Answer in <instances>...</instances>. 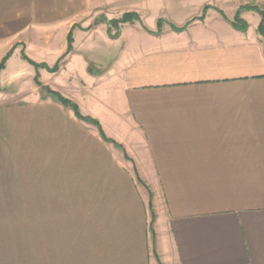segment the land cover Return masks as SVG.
Wrapping results in <instances>:
<instances>
[{"label": "crops", "instance_id": "obj_1", "mask_svg": "<svg viewBox=\"0 0 264 264\" xmlns=\"http://www.w3.org/2000/svg\"><path fill=\"white\" fill-rule=\"evenodd\" d=\"M243 6L264 0H0V83L28 84L0 90V264H264V36ZM77 75L106 90L74 98Z\"/></svg>", "mask_w": 264, "mask_h": 264}, {"label": "trees", "instance_id": "obj_2", "mask_svg": "<svg viewBox=\"0 0 264 264\" xmlns=\"http://www.w3.org/2000/svg\"><path fill=\"white\" fill-rule=\"evenodd\" d=\"M241 8L252 9V10H255L256 12L259 13V15H260V17H261V20H260V22H259V24H258V28H257V29H258V32H259L262 36H264V8H262V7H258V6H243V7H241ZM241 8H240V9H241ZM135 18H138L136 13H134V12H127V13H124V14H123L120 18H118V19L110 20L109 23L112 22V23H115V24L118 25V24H120V23H124V22H128V21H132V20L135 19ZM235 22L241 23L240 25H236L237 27H240V28H243V29H244V28H246V26H247V24H246L244 21H242V19L239 17V11H238L237 15L235 16ZM184 26H185V25H184ZM184 26H182V27H174V28H175L176 30H182V29L184 28ZM71 44H72V36H71V34H69V35H68V38H67V46H66L65 51H64L63 54L58 58V60L56 61L55 65H53L52 67H47L48 70H50V71H55V70L58 69L61 60H62V59H63V58L69 53V51L72 49ZM11 52H12L11 50L8 51V52L6 53V55L3 57V59L1 60V62H0V69L4 66L5 61H6V59L9 57V55L11 54ZM22 56H23L24 58L28 59L27 56H26L24 53H22ZM34 65L37 66V67L39 66V64H37V63L34 64ZM36 84H37V85H41V83H40L38 80H36ZM43 88H44V90L46 91V93H47L48 95L54 97V98H55L58 102H60L61 104H63V105H65V106L69 107V108L73 111L74 115H75L78 119L83 120V121H85V122H87V123H90V124L94 125V126L97 128L100 137H101L104 141H107V142H114L112 139L106 137V135L104 134V132H103V130H102V127H101L100 123H99L96 119H94V118H92V117H89V116H84V115H82V114L80 113L79 108H78V106H77V104H76L75 102L71 101L70 99H68V98L64 97L62 94H60L59 92L54 91V90H52V89H50V88H48V87H43ZM138 180H139V179H138Z\"/></svg>", "mask_w": 264, "mask_h": 264}, {"label": "rangeland", "instance_id": "obj_3", "mask_svg": "<svg viewBox=\"0 0 264 264\" xmlns=\"http://www.w3.org/2000/svg\"><path fill=\"white\" fill-rule=\"evenodd\" d=\"M134 21V20H133ZM99 22H104L105 24H106V26H111V29L112 30H107L108 31V33L110 34V36H114V34H115V32L117 31H119V29H120V25L118 24V26H117V24H115V23H112V22H110V24H108L109 23V21H107V19H103L102 21H99ZM117 32H116V34H117ZM82 50H83V53H85L86 54V56H87V58H91L92 56H94V51L92 50V49H87V48H82ZM84 50H86V51H84ZM111 50V53L112 54H114L117 50H116V48L115 49H110ZM65 58V57H64ZM64 58L61 60V62L64 60ZM60 62V65L62 64ZM60 65H59V67H60ZM59 67H58V69H59ZM96 69L95 70H101V68L99 69L97 66L95 67ZM57 69V70H58ZM56 71V70H55ZM94 74H98V73H94ZM78 76V75H77ZM79 77V76H78ZM96 77V76H95ZM73 78H76L77 79V82H72V81H70V80H72V79H70L69 81H67L66 82V80H65V82H63L62 84H63V87L65 88V90H67V92L69 93V94H71L74 98H78V100H83V98H84V100H86V98L89 96V93L90 94H96L97 93V91H98V89L100 88V87H102L103 86V88L107 85V83H104V84H102L100 87H98V88H95L96 87V85L95 84H93L90 80H88V79H85V77L84 78H82V77H79V78H77V77H73ZM98 78V77H97ZM95 82V81H94ZM26 86H28V84H27V82L25 81V80H21V78L19 79H15L14 80V78L13 79H11L10 78V81H2L1 83H0V90H10V92H14L15 90H17L18 88H22V87H26ZM83 86V87H82ZM81 88L82 87V89H84L83 91H84V93H83V95H81V94H79L77 91H76V89L75 88ZM104 90H106V88H104ZM114 90V87H113V89H112V91ZM89 91V93H87ZM111 91V94H113V92ZM58 92V91H57ZM60 93V92H59ZM60 94H62V93H60ZM63 95V94H62ZM64 97H66L65 95H63ZM71 100V99H70ZM71 101H73L74 102V100L72 99ZM84 104H85V106L86 107H90V103L88 102V101H85L84 102ZM78 106V105H77ZM86 109H84V111H85ZM144 192H146V197H148V212H149V218H150V231L152 232L153 231V229H152V226H153V222H154V219H155V216H156V209H155V206H154V203H153V197H154V193L153 192H151L149 189H146V191H144Z\"/></svg>", "mask_w": 264, "mask_h": 264}]
</instances>
